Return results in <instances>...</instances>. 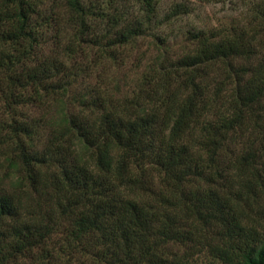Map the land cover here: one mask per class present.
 Segmentation results:
<instances>
[{
  "label": "trees",
  "instance_id": "trees-1",
  "mask_svg": "<svg viewBox=\"0 0 264 264\" xmlns=\"http://www.w3.org/2000/svg\"><path fill=\"white\" fill-rule=\"evenodd\" d=\"M203 2L0 0V264H264V0Z\"/></svg>",
  "mask_w": 264,
  "mask_h": 264
},
{
  "label": "rangeland",
  "instance_id": "rangeland-1",
  "mask_svg": "<svg viewBox=\"0 0 264 264\" xmlns=\"http://www.w3.org/2000/svg\"><path fill=\"white\" fill-rule=\"evenodd\" d=\"M203 4L199 6L196 13L189 19L190 23H195L200 27H212L217 25V23H227L230 18L233 17L239 9L245 3L250 0H203ZM186 22V21H185ZM186 26V25H185ZM188 26V24H187ZM128 77L131 78L133 75L128 73ZM264 208V204L262 205ZM264 215V214H263ZM257 217L258 225L256 227L258 233L264 237V219L261 218V214L255 215ZM253 217V216H252ZM199 264H221L218 261L210 258L209 254L201 256L198 260Z\"/></svg>",
  "mask_w": 264,
  "mask_h": 264
}]
</instances>
